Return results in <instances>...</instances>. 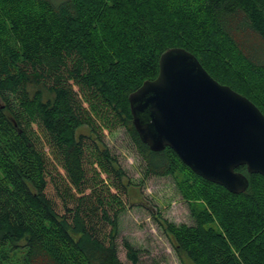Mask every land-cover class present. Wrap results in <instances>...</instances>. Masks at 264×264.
Here are the masks:
<instances>
[{"label": "trees", "instance_id": "1", "mask_svg": "<svg viewBox=\"0 0 264 264\" xmlns=\"http://www.w3.org/2000/svg\"><path fill=\"white\" fill-rule=\"evenodd\" d=\"M251 34L264 41V0H0V264H126L117 236L133 183L105 141L121 126L146 175H173L189 202L193 225L155 215L180 256L264 264V175L239 166L249 186L234 193L173 148L152 150L129 101L183 47L264 113Z\"/></svg>", "mask_w": 264, "mask_h": 264}, {"label": "water", "instance_id": "2", "mask_svg": "<svg viewBox=\"0 0 264 264\" xmlns=\"http://www.w3.org/2000/svg\"><path fill=\"white\" fill-rule=\"evenodd\" d=\"M129 101L133 123L152 150L173 148L198 175L234 193L249 186L239 166L264 175V113L216 80L191 51L165 50L158 76Z\"/></svg>", "mask_w": 264, "mask_h": 264}, {"label": "rangeland", "instance_id": "3", "mask_svg": "<svg viewBox=\"0 0 264 264\" xmlns=\"http://www.w3.org/2000/svg\"><path fill=\"white\" fill-rule=\"evenodd\" d=\"M244 47L256 61L264 64L263 40L251 34L244 40ZM83 131L88 132L86 128ZM105 133L106 144L133 183L127 208L119 216L117 245L121 260L132 264L124 246V241L128 240L140 251L138 264H193L177 253L171 238L155 218L160 211L178 225L195 223L176 178L173 175H146V162L125 127L106 129Z\"/></svg>", "mask_w": 264, "mask_h": 264}]
</instances>
